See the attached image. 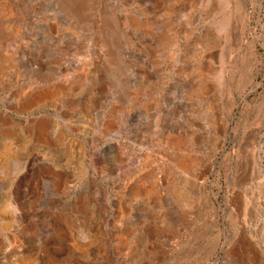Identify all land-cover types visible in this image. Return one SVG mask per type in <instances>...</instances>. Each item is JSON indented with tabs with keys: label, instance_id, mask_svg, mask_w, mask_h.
<instances>
[{
	"label": "rangeland",
	"instance_id": "obj_1",
	"mask_svg": "<svg viewBox=\"0 0 264 264\" xmlns=\"http://www.w3.org/2000/svg\"><path fill=\"white\" fill-rule=\"evenodd\" d=\"M244 6L0 0V264H264V0Z\"/></svg>",
	"mask_w": 264,
	"mask_h": 264
},
{
	"label": "bare ground",
	"instance_id": "obj_2",
	"mask_svg": "<svg viewBox=\"0 0 264 264\" xmlns=\"http://www.w3.org/2000/svg\"><path fill=\"white\" fill-rule=\"evenodd\" d=\"M240 4H241V7H242V9H244L245 10V0H240ZM241 11V10H240ZM242 13H244V12H242ZM245 19V18H244ZM244 22V21H243ZM251 54V57H250V61H251V63L253 64V60H255L256 59V57L255 56H253L252 55V53H250ZM254 57V58H253ZM257 60V59H256ZM255 60V61H256ZM252 66V65H251ZM231 80V79H230ZM42 97V96H41ZM39 98V97H38ZM37 98V99H38ZM42 98H45V97H42ZM46 98H47V96H46ZM41 103V102H40ZM226 120H221V121H218V122H215V121H211V124H210V127H211V129L215 132V134L217 135H219V138L217 139V137H216V142L218 141V143H220L221 144V146L224 144V141H225V138H226V133H225V129H226ZM45 127V126H44ZM259 133L258 132H256L255 133V135H256V138H258L259 139V135H258ZM192 138H194V137H192ZM223 138V139H222ZM189 139V138H188ZM257 139V140H258ZM187 140V139H186ZM259 141V140H258ZM252 143H254V142H252ZM259 143L260 142H258L257 143V145H259ZM192 144V143H191ZM181 145V144H180ZM179 145V146H180ZM188 145V144H187ZM193 145V144H192ZM252 145V144H251ZM259 146H261V145H259ZM181 147V146H180ZM185 147V146H184ZM186 148V147H185ZM192 148L193 147H191L190 149L192 150ZM247 150V149H246ZM212 155H209V156H206L205 158H207V160H210V158L209 157H211ZM259 158H260V156H259V152L257 151V153H255L254 154V159H252V161H253V163L255 164V167H254V169H253V173H252V175H253V178H252V180L254 181V183L255 184H257L258 186H259V189H261L262 188V185H263V183H262V181L260 182L259 181V177H260V173H261V169H260V167H259ZM186 159V158H185ZM184 159V157L183 158H180L179 160L177 159V162H176V169L177 170H183V169H185L189 164H188V161L187 160H185ZM195 159L198 161V165L199 164H201L200 163V160L195 156ZM191 160V159H190ZM193 161V160H192ZM250 161V160H249ZM203 162V161H202ZM190 163V162H189ZM197 164L195 163V161H194V164H193V166H195V167H197L196 166ZM200 167H201V169H202V172H200V173H196V177L194 178V184H195V187H196V189H195V193H196V196H197V198L198 197H200V201H202V202H204V205H205V209L208 211V212H211L212 210H213V212H215V216H217V209H216V207H215V204H214V200H213V198L210 196V191H209V193H207L208 191L206 190L208 187H206L207 186V179H206V173L208 172V169L207 168H205L206 167V165L202 168V164L201 165H199ZM194 168V167H193ZM247 171V170H246ZM244 174H246V172L244 173ZM247 175V174H246ZM230 176V175H229ZM244 177H246V176H244ZM249 177V176H248ZM239 179H240V177H239ZM241 180V179H240ZM229 181V180H228ZM211 191H213V193H214V190H213V188H212V186H211ZM217 193H214V197L217 199Z\"/></svg>",
	"mask_w": 264,
	"mask_h": 264
}]
</instances>
